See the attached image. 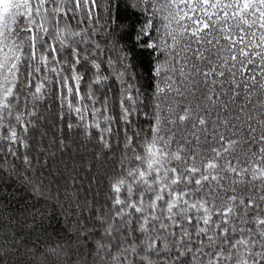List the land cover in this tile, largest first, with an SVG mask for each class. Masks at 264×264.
<instances>
[{"label": "snow or ice", "instance_id": "obj_1", "mask_svg": "<svg viewBox=\"0 0 264 264\" xmlns=\"http://www.w3.org/2000/svg\"><path fill=\"white\" fill-rule=\"evenodd\" d=\"M0 264H264V0H0Z\"/></svg>", "mask_w": 264, "mask_h": 264}]
</instances>
